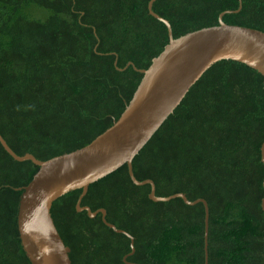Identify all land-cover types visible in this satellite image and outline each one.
<instances>
[{
	"label": "trees",
	"instance_id": "obj_1",
	"mask_svg": "<svg viewBox=\"0 0 264 264\" xmlns=\"http://www.w3.org/2000/svg\"><path fill=\"white\" fill-rule=\"evenodd\" d=\"M151 0H0V134L40 160L81 149L112 127L143 73L170 43ZM242 7V8H241ZM174 38L220 24L264 32V0H156ZM132 63V64H131ZM138 68V69H137ZM264 75L214 63L133 160L156 194L204 198L208 264H264ZM0 141V264H32L22 245V194L39 171ZM127 164L59 197L52 215L73 264H206V208L151 199ZM133 253V254H132Z\"/></svg>",
	"mask_w": 264,
	"mask_h": 264
},
{
	"label": "water",
	"instance_id": "obj_2",
	"mask_svg": "<svg viewBox=\"0 0 264 264\" xmlns=\"http://www.w3.org/2000/svg\"><path fill=\"white\" fill-rule=\"evenodd\" d=\"M151 15L163 21L169 30L170 43L153 59L148 69H138L143 78L121 117L89 145L49 160H40L33 154H17L0 134L5 149L18 161L31 160L40 166L39 171L22 194L18 225L22 245L32 264H73L71 248L66 245L52 215L53 203L66 193L83 189L77 209L87 211L90 217L102 213L104 222L118 233L127 231L107 220V210L93 211L82 206L89 186L127 164L137 185L151 184V199L167 201L182 197L187 204L204 203L206 208V264H208L209 219L208 201L199 198L191 201L186 194L169 197L156 194L154 180H139L134 173L133 160L154 134L182 102L191 87L216 62L233 59L243 62L264 75V32L258 29L229 25L220 16V24L190 32L174 38L172 25L153 10ZM242 8V7H241ZM132 64V63H131ZM264 162V145L262 148ZM264 210V198L262 201ZM132 253V254H133Z\"/></svg>",
	"mask_w": 264,
	"mask_h": 264
}]
</instances>
